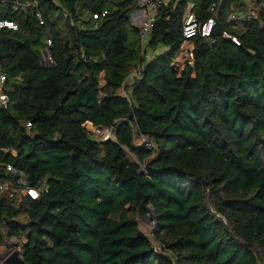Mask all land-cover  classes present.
Here are the masks:
<instances>
[{
  "label": "trees",
  "instance_id": "obj_1",
  "mask_svg": "<svg viewBox=\"0 0 264 264\" xmlns=\"http://www.w3.org/2000/svg\"><path fill=\"white\" fill-rule=\"evenodd\" d=\"M137 1L0 0V19L17 24L0 28V247L23 238L26 264H264V0L167 1L148 59ZM188 3L200 25L215 21L212 41L183 35ZM136 130L154 148L136 145ZM7 165L46 191L15 206Z\"/></svg>",
  "mask_w": 264,
  "mask_h": 264
},
{
  "label": "built area",
  "instance_id": "obj_2",
  "mask_svg": "<svg viewBox=\"0 0 264 264\" xmlns=\"http://www.w3.org/2000/svg\"><path fill=\"white\" fill-rule=\"evenodd\" d=\"M167 2V0H138L137 4L139 8L135 10L131 14V19L132 22L135 26L139 28V37H140V45H141V51L142 54L148 59L150 57V54H148L145 51L146 43L149 39L150 33L152 31V28L155 23L156 16L158 14L159 9L161 8L162 5H164ZM37 0H27V1H22V0H14V7L15 9L19 8H25V7H37ZM214 6V5H213ZM106 14V11H103L101 13V16H104ZM247 14H250V11H247ZM34 15L36 19L39 21V23H43V18L42 15L38 10H34ZM96 15H93V18ZM231 20L233 21H238L239 17L237 14L232 13L230 15ZM215 24V21L210 18L206 22H204L202 25L199 24L197 18L195 17V14L193 12V4L188 3L184 15H183V25H182V33L185 37L194 35L195 33L199 32L202 37L210 39V35L212 32V28ZM7 27L12 30L17 29V24L15 22L6 20V19H0V28ZM234 28L237 29H243L242 24L237 23L233 25ZM223 36L227 38H231L234 42L237 43V39L232 36L230 33L223 32ZM210 41H212L210 39ZM48 44H50V40L47 41ZM44 61L46 64L50 61V58L46 55L44 56ZM144 68V63L137 64L134 69L131 71V73L126 77V79L123 81L122 86L120 88V93L122 96L127 97V92L125 90V86L128 84H131L134 81H140L143 77L142 72ZM5 81V75L0 69V103H4V95L2 91V86ZM27 126L30 125V123H26ZM87 130L89 132L93 133H102V138L103 140L112 138L113 132L111 128L108 127H101V126H93L92 124H89L87 126ZM139 133H137L138 135ZM141 145H143L147 150H150L154 148V142L152 139H150L147 136L141 135ZM7 170L12 171L16 174L19 175L20 179L18 180V184L21 186L18 188V198L15 201V206H18L19 204V197L25 196L29 197L31 199H37L39 195L43 192L46 191V185L45 181H42L41 184L38 186H34L32 184H29L26 180L22 178V173L17 172L14 170L11 166L7 165ZM6 183L5 182H0V196L5 192L6 190ZM4 254H2V260L4 258Z\"/></svg>",
  "mask_w": 264,
  "mask_h": 264
},
{
  "label": "rangeland",
  "instance_id": "obj_3",
  "mask_svg": "<svg viewBox=\"0 0 264 264\" xmlns=\"http://www.w3.org/2000/svg\"><path fill=\"white\" fill-rule=\"evenodd\" d=\"M169 1V0H167ZM246 1V0H245ZM90 18V15L87 13H82L81 14V22H85ZM84 24V23H83ZM44 64H46L45 62H43ZM92 137L95 138H102V133H93L90 132ZM134 143L136 145H141V136L138 134L137 135V130L135 131V135H134ZM128 155L133 158L134 156H132L130 153H128ZM20 220L25 221L26 219L21 216L19 217ZM137 223L139 225L140 231L145 234L148 239L151 240L152 244H153V248L156 251H160V248L158 246V243L156 241L153 240V219L149 216V215H145V216H137L136 217ZM23 238L22 239H17L14 237H9L8 240L0 247L1 253L4 254V256H7L11 251L13 250H19L20 251V245L23 242Z\"/></svg>",
  "mask_w": 264,
  "mask_h": 264
},
{
  "label": "water",
  "instance_id": "obj_4",
  "mask_svg": "<svg viewBox=\"0 0 264 264\" xmlns=\"http://www.w3.org/2000/svg\"><path fill=\"white\" fill-rule=\"evenodd\" d=\"M43 62H45L44 59ZM137 133L139 132L137 131ZM2 264H26V262H24V260L22 259L19 250H13L3 258Z\"/></svg>",
  "mask_w": 264,
  "mask_h": 264
},
{
  "label": "crops",
  "instance_id": "obj_5",
  "mask_svg": "<svg viewBox=\"0 0 264 264\" xmlns=\"http://www.w3.org/2000/svg\"><path fill=\"white\" fill-rule=\"evenodd\" d=\"M165 50V48L164 47H160L158 50H157V52L156 53H158V52H162V51H164Z\"/></svg>",
  "mask_w": 264,
  "mask_h": 264
}]
</instances>
